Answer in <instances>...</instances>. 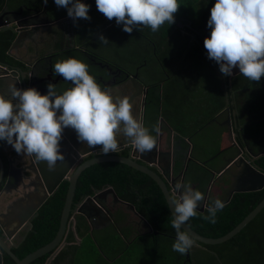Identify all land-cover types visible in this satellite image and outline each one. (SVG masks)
I'll return each mask as SVG.
<instances>
[{"label":"clouds","instance_id":"obj_1","mask_svg":"<svg viewBox=\"0 0 264 264\" xmlns=\"http://www.w3.org/2000/svg\"><path fill=\"white\" fill-rule=\"evenodd\" d=\"M57 7L67 9L68 17L90 20V5L81 0H54ZM47 3V0H44ZM97 9L107 19L115 18L123 24V31L150 26L153 32L166 21L173 24L178 10L177 0H96ZM207 26L211 29L204 40L208 58L219 65V71L231 76L234 68L253 82L264 77V0H216L210 10ZM102 44L109 41L101 35ZM54 73L62 76L72 87L58 94L53 84L47 85V94L35 88L19 89L15 84L0 92V140L11 145L17 154L33 156L38 162L46 161L50 171L57 161H63L59 151L64 129L71 127L78 141L89 148L102 145V154L118 152V136L130 142L142 154L151 152L157 144L160 127L151 131L132 115V105L127 97H115L112 89H103L89 75L88 66L76 58L54 64ZM59 113V115H58ZM176 196L170 198L174 205L171 227L175 230L173 251L186 255L196 246V240L183 229L190 218L196 217L204 194L191 184L177 182ZM170 206V205H169ZM225 203L219 199L207 207L203 219L216 222V214Z\"/></svg>","mask_w":264,"mask_h":264},{"label":"trees","instance_id":"obj_2","mask_svg":"<svg viewBox=\"0 0 264 264\" xmlns=\"http://www.w3.org/2000/svg\"><path fill=\"white\" fill-rule=\"evenodd\" d=\"M3 3L4 0H0V7ZM38 3L42 5L43 0H38ZM177 3L182 4L183 8L180 9L181 6H179L177 12L173 14L174 21H176L181 14H189L195 18L193 23L196 26H200L206 20L208 21L212 8L211 0H177ZM197 7L199 11H193V9ZM46 9L52 20L65 23V16H67L66 8L57 7L54 0H47ZM97 10L96 6L93 11ZM197 15L201 18L200 22L197 21ZM174 24L175 22L169 25L166 21L160 26L158 31L153 32L151 30V34L154 38L155 36L158 37L159 40L161 38V43H166V50L163 55L166 61L171 64L176 63L181 56V51L189 42V37L187 35H184L179 29L173 30ZM13 37L14 32H12V30H7L4 35L0 34V58L4 57L5 51L10 45V41ZM193 42L197 43L194 48L195 51L205 50L204 41L201 37L197 40H193ZM206 56L202 54L195 58L198 76L199 78L202 77V81L206 80L207 82L205 83V87L209 86L214 79L216 81L218 80L214 73L219 71V65L214 60L209 59L207 53ZM180 72L184 73L182 70H180ZM222 74L223 73H221L220 76H223ZM177 76H179V74ZM225 78L226 83L230 84L233 91L239 93L243 98L242 103L239 99V103L241 104L240 110H245L240 119L242 126L241 137L243 138L241 146L244 147V144L247 143L255 153L264 151V90L262 89V91H260L258 82L249 80L240 75V72L235 75L225 76ZM262 78L264 77H261V79ZM151 83L152 82L149 83L151 88L147 99L148 104L145 111L144 125L146 127L149 126L150 135L155 137L156 133L151 131V129L158 123V118L160 116L159 84L158 81ZM249 98L250 100L247 101ZM179 100L180 98L178 101ZM174 101L173 113L176 106L179 108V102L176 101V97ZM207 115L206 113L205 116ZM204 124H206V122L201 121L199 124H195V127L201 128ZM195 132L196 130L194 129L188 137H192ZM185 147H187V144H185ZM175 153L177 160L175 169L178 170L183 161L180 155L184 153L183 146L178 147ZM217 153L218 152L214 153L211 157ZM193 159L194 160L189 163V167L190 169L195 168L197 179L200 181L197 185V190L204 193L205 186L209 181L208 169L200 165L199 161L194 157ZM256 163L264 168V154L256 158ZM107 184L114 188L121 199L132 203L137 212L147 219L153 230L157 233L151 232L143 235H136L135 237L133 236L135 245L128 247L125 246L126 242H123V239H121L124 236L130 239L129 235L127 236L129 231L128 228H119L118 236H116L119 240H116L114 236L108 232L109 228L102 236L95 231L98 238L107 243V248L114 252V254H121L122 251L126 249L136 250L138 248L139 250H143L142 246H149L148 241H151L154 243L151 246L152 249L160 248L154 250V252H157V250L162 251H158L156 254H159V257L161 256L163 259L160 262L154 263L152 260L153 255L150 254L151 261L148 264H168L164 256L165 252L162 250L164 247L161 246L160 242H157V239L159 236H165L175 241V230L171 227L172 214L158 185L146 174L126 164L113 161L90 165L80 173L76 181V188L71 206L72 209H74L76 204L85 196L93 194L94 189H100ZM67 188V181H63L38 209V214L31 221V229L26 233L24 239L17 246L12 248V252L17 257L22 258L27 253L46 244L54 237L59 226V219ZM263 197L264 187L255 191L235 192L231 199L225 203L226 206L223 210L217 212L215 223H210L203 219L204 216L208 215L207 209H204L203 211L197 210V216L190 218L187 224L201 235L208 237L221 236L232 229ZM89 230V225L85 222V217L82 215L77 216L75 224L76 233L72 227L69 229L64 246L51 259L49 264H62L63 262L74 264L78 251L81 247L85 248L87 245L84 243L89 237V233H91ZM75 235L81 238L79 244L75 243ZM118 241L122 243L123 248L119 246ZM198 244V246H194L193 248H201L215 252L223 264H264V207L230 239L219 244H204L200 242H198ZM148 249H150V247ZM49 254L50 252L41 255L32 260L29 264H45ZM140 254L142 257L143 253ZM170 254L174 257V259H172L174 260V264L193 263L189 262L185 255H181L175 251H172ZM99 255L101 256V253ZM128 257L132 258V255H128ZM130 262H132V260H130ZM4 264H15V262L11 257L6 255ZM133 264H140V259L137 258ZM199 264H203V259L200 260ZM208 264H211V259H209Z\"/></svg>","mask_w":264,"mask_h":264},{"label":"flooded vegetation","instance_id":"obj_3","mask_svg":"<svg viewBox=\"0 0 264 264\" xmlns=\"http://www.w3.org/2000/svg\"><path fill=\"white\" fill-rule=\"evenodd\" d=\"M211 2L213 7L215 0H211ZM181 8H183V5L180 7V9ZM193 11L198 12V7L193 9ZM89 16L91 19L86 21V25L79 26L78 21L74 22L70 17L65 20V23L52 20L48 14L44 0L42 5H39L38 0H4L3 5L0 7V34L4 35L6 31L9 30L5 29V27H12L13 21H19L20 23H22L21 21H24L26 23L28 22L29 26L31 24L33 28L32 30H22L23 32L21 33V37L26 34L28 35L29 32L33 34H39V43H41V41L43 43L38 46V50L35 51L34 57L30 56L28 58H24L16 46L20 44L19 41L14 43L10 48L13 38L15 37L14 33V37L11 39L10 45L6 49L4 57L0 58L1 61L9 64L11 68H7L5 65L1 66V68H4L6 71H8V74L4 73L0 68V77L8 78L6 80L10 83V85L14 84L15 80L11 79L10 77H16L18 68H21L23 70V75L30 84L31 88H35L40 94H47V85L49 83L53 84L58 94H63L64 91L69 89L72 83L65 81L62 76L56 75L54 73V64L58 61L66 60L69 57L76 58L88 66L89 75L95 79L102 89L105 85L112 89L114 100L115 97H127L129 99V103L132 105V115L134 118L141 121L144 109L143 126L146 127L144 125L145 111L148 104L147 99L149 95V92L146 95L145 87H147L149 84H147L146 81L151 80L153 83L159 81V79L162 77L165 78L166 76L174 74L177 63H172L167 66L166 59L163 55L165 52L166 43H161V38L159 40L158 37H153L150 26H142L139 30L134 28L131 33H127L123 31V24L117 25L115 18L109 20L98 10L91 11ZM194 20L195 18H193L191 15L183 14L175 21L173 30L179 29L182 33H184V35L192 37L193 40H197L199 37H201V39L204 41L206 34L211 33V29L207 26V20L200 26H196L193 23ZM64 24L67 25L64 26ZM74 28L83 30V33H75ZM101 35H103L109 41L108 44H102L100 42L99 37ZM56 40L58 48L51 50L49 49L46 51V47L48 45L51 46V44ZM114 43L117 44L116 53L103 54V50L109 51L108 46ZM9 48L10 54L7 53ZM11 72H14L15 75L11 74ZM135 74H137L138 79L143 82L145 87H132L133 83L131 80ZM124 80H128L126 85L121 84ZM135 84L137 85V83ZM146 128L149 129V126ZM117 139L120 141L118 147H120L123 141L130 140V138H123L122 136H118ZM157 140L160 144L159 137H157ZM60 145L59 151L64 155V157L72 156V150L89 148L86 142L82 143L78 141L77 134L71 127L63 130ZM100 146L103 147L102 145H97L94 147L99 149ZM100 150L102 153V148H100ZM95 151L96 150H92L90 152L80 154L79 158H77V162L79 163L92 157ZM153 152H157V150L154 149L148 154H142L137 149L133 151L131 148L124 147L119 149V151L116 153L123 155L132 154V156L135 157L139 162H142V159L152 161ZM0 159L5 171L3 181L0 184V191L5 188L4 192L0 195V213H6V216H13L15 213L17 214L19 212L18 202L21 200V198H23L27 193L42 191L38 183L40 181H38L34 175L32 176L33 178L25 180V182L15 183L11 176L8 175V172L10 171V168L13 167V175H15V177L21 176V173H24L23 168H27L28 166L31 168L33 165V167L37 169L36 165H34L37 162L31 156L17 154L12 146L3 140H0ZM57 164H59V161H57ZM148 164L151 165L154 170H159L157 165L153 162ZM19 169L20 172H18ZM233 170L231 169L228 172H232ZM7 179L10 180V182H7ZM210 182L211 177H209V181L206 184V191L203 193L204 200L200 203V207H204V209H207L208 205L216 199H225L228 193L227 188L223 189L221 181L215 180L211 184ZM197 184L198 183H192L191 186L197 190ZM103 202L108 208L111 209L112 214L117 212L118 206L120 205L117 204L110 195L106 197ZM123 210L126 209L124 208ZM127 212L133 214L132 211ZM5 217L4 220L6 219ZM102 218H107V215L103 212L92 217V226H89L90 232L98 229L101 231L107 227ZM113 222L115 223L113 226L116 227L117 224L114 217L111 223ZM129 222L130 226H133L132 228L135 230V232L132 237L126 241V247L134 246L135 243L133 238L136 236V234H144L146 232L144 229L147 226L138 216L136 218L134 215L131 216ZM26 227L27 225L25 228ZM117 227L119 228L118 225ZM25 228L23 227L22 229H18V231L15 232L12 239L14 244L16 243L18 245L20 243L19 241L25 233ZM10 230L13 231V228H10ZM13 247L14 246L11 247V250ZM122 252L124 255L127 254L126 257H128V255L133 256L135 250L126 249ZM6 255L7 254L3 253V264ZM117 255L119 257L120 254ZM148 255L150 256V252ZM186 257L189 262H192L191 251L189 256ZM141 258L144 257L142 256ZM149 262L150 261H147L144 258V262L142 264H148Z\"/></svg>","mask_w":264,"mask_h":264},{"label":"water","instance_id":"obj_4","mask_svg":"<svg viewBox=\"0 0 264 264\" xmlns=\"http://www.w3.org/2000/svg\"><path fill=\"white\" fill-rule=\"evenodd\" d=\"M21 22L22 23H20L19 21H13L12 27H5V29L12 30V32L15 33V37L13 38L10 48L17 41L20 42L21 33L23 32L22 30L24 29L32 30L33 28L31 24L29 26L28 22L27 23L24 21ZM209 36H210L209 33L206 34V37ZM10 48L7 50L8 54H10ZM37 50H38L37 45H34V51ZM3 65H5L7 68H11L9 64L4 63L3 61L0 60V68ZM1 70L4 73L8 74V71H6L4 68H1ZM239 72H240L239 68L233 70L232 75H235ZM11 74L15 75L14 72H11ZM16 74H17L16 77H10L11 79L15 80L14 84L16 87H19L20 89L31 88L30 84L27 82L25 76L23 75V70L21 68H18ZM5 79L8 78L0 77L1 80L0 88L4 85L6 88H8V86L10 85V83L7 80L4 81ZM127 81L128 80H124L121 84L126 85ZM131 81L133 83L132 87L135 86L145 87L143 82L138 79L137 74H135L132 77ZM135 83H137V85ZM72 86L73 85L71 84L69 89ZM150 88L151 86L149 84L147 87H145L146 95L149 92ZM143 114H144V109H143ZM143 114L141 119L142 123L144 121ZM228 118H230V116H228ZM228 125H230L229 119H228ZM229 129L231 131V125ZM188 139H190V137H188ZM157 144H158V140H157ZM157 144L156 147L154 148L156 150H157ZM124 147L131 148L133 151L136 150L135 145L132 144L130 140L123 141L119 149H122ZM231 147L236 148L237 153L236 155L223 154L225 164L222 166L221 169L217 170L215 167L212 166L208 167L209 171L213 175L211 177L210 184L215 181L216 177H219L225 171L228 173L227 174L228 177L233 182L230 189L228 190L227 196L225 197V199L221 200L224 203H227L235 192L255 191V190H260L264 187V168H262L256 163V158L259 155L264 154V151L255 153L247 143L244 144V147H240L235 142L234 137H231V144L228 147H225L220 151H218L216 155H218L223 151L226 152ZM96 148L97 147L72 150V156L65 157L63 161H59V164L56 163L55 169L52 171L48 169V165L46 161H42V162L36 161L37 163L34 165H36L38 170L35 167H33V165L31 168L28 166L27 168H23L24 173L23 174L21 173V176H16V177L15 175H13L14 172L13 167L10 168L8 175L11 176V178L15 181V183L25 182V180L33 178L32 176L34 175L36 179L40 181L38 183L39 186L41 187L42 192L40 191L30 192L23 197L24 199L21 198V200L18 202L19 212L17 214L15 213L13 216L12 215L6 216L7 215L6 213H0V264H3V253L9 255L12 258V260L15 262V264H29L35 258L50 252L45 262V264H49L51 259L56 255V253L63 247L64 243L66 242L65 238L69 229L72 227L75 232L76 217L78 215H83L88 221V223H90V225L92 223V217H94L98 213L101 214L102 212L107 215L109 222L113 221V214L111 212V209L108 208L103 202L105 198L108 197L109 195L113 197V199L117 204L124 205L127 211L130 210L135 215H137L148 226L149 232L157 233L156 231L153 230L152 226L147 221V219L137 212L135 206L132 203L121 199L111 185L103 186L100 189H94L93 194L85 196L82 199V201H80L78 205L75 206L76 208L72 209L71 206L73 201V195L76 188V181L80 173L85 168L95 163L113 161L131 166L137 169L138 171L146 174L147 176L151 177L154 180V182L158 185L159 189L161 190L171 214L174 211V205H171L170 198L176 196L177 193L174 190L176 179L174 177H171V173H170L171 167L169 168V170L165 169L163 171H160V170H154L151 167V165L148 164L151 162H157L156 159H157L158 151L156 152V154L152 155V161L142 159V162H139L135 157L132 156V154L123 155L116 152H110L109 154L104 155L101 153L100 150V148H102L101 146L99 147V149ZM191 149L192 147L190 146L189 149L190 155H187L188 159H191L190 156L192 157ZM92 150H96L92 157L82 162L79 163L77 162V158H79L80 154H84ZM167 153L172 154L173 157L176 156V153L175 151H173V149L172 151H168ZM34 155L35 154H33V156L31 157L34 158L35 157ZM196 160L199 161V163H201L202 165L206 164L205 160H198V159ZM235 167L236 170L234 171L233 168ZM187 169H188V163L186 162L183 166L184 174L183 171L180 174L181 176L179 181L180 183L184 182L183 178L185 177V171H187ZM231 169L234 172L233 171L228 172ZM18 172H20V169L18 170ZM30 172L33 174H31ZM4 173H5L4 166L2 165L0 159V184L3 181ZM62 181H67L68 188L59 219V226L54 237L46 244L27 253L22 258L17 257L11 250L12 246L17 245L16 243L14 244L12 241L15 232L18 231V229H22L23 227L25 228V226L27 225V227L25 228V233L23 234V236L19 241L21 242L26 236V233L31 229V225H32L31 221L37 215L38 209L47 200V198L54 193V191L57 189V187ZM7 182H10V180H8ZM4 190L5 188H3L0 191V195L4 192ZM263 207H264V197L232 229H230L228 232L218 237H208L201 235L200 233L193 230L187 223H185L182 227L184 230L188 231L190 235L196 240V246L199 245L198 242L204 244H219L230 239L232 236L237 234L249 221H251L256 216V214ZM198 210L203 211L204 207L199 206ZM4 217L6 218L5 220ZM10 228H13V231H11ZM190 251L188 254H186L187 256H189Z\"/></svg>","mask_w":264,"mask_h":264},{"label":"crops","instance_id":"obj_5","mask_svg":"<svg viewBox=\"0 0 264 264\" xmlns=\"http://www.w3.org/2000/svg\"><path fill=\"white\" fill-rule=\"evenodd\" d=\"M68 18V15L65 16V19ZM67 24H64L66 26ZM75 33L82 34L83 30L74 28ZM31 34V35H30ZM30 35V36H29ZM39 39V34H33L31 32L28 33V35H24L20 39V44L16 45L18 48V51L22 53V57L28 58L30 56H35L34 51V45L40 46L41 43ZM191 40V41H190ZM205 40V39H204ZM197 43L193 42L192 37H189V42L187 43V46L183 48L181 51L180 58L176 61V68L175 73L166 76L165 78H160L159 83V111L160 116L158 118V124L160 127V144H157V162H153L157 165L158 169L160 171H163L165 169L169 170L171 167V177H174L176 179V183L180 181V174L183 171V166L187 162L188 163V169L185 171V177L183 178L184 184H191L192 183H200V181L197 179V173L194 169H190L189 163L194 160V158L198 160H205L206 164L200 165L206 167L212 166L215 167L217 170L221 169L222 166L225 164L223 154L225 155H236L237 150L234 147L229 148L226 152H221L218 155H213L214 153L220 151L221 149L228 147L231 144V137H234L235 142L241 146V141H243V138L241 137V115L245 112V110L241 109V104L239 103V99L241 103L243 102V98L239 93H236L233 91L232 87L229 83H226L225 75L220 76L221 73L217 71L214 74L218 78L216 81L213 80L212 83L209 84V86L205 87L206 80L202 81L201 78L198 76V71L196 68V62L195 58L196 56H201L202 54L206 56L207 50H194ZM56 46V47H54ZM58 48L57 46V40L51 44V46L46 47V51L49 49ZM166 50V48H165ZM41 53V52H40ZM207 57V56H206ZM167 62V66H169L171 63ZM238 69L235 68L234 70ZM182 70L184 73L180 72ZM181 73V75H180ZM179 74V76H177ZM184 74V75H183ZM1 76V75H0ZM6 80V79H5ZM4 80V81H5ZM1 82V80H0ZM152 82L151 80H147L146 83ZM259 87L260 91L262 89L264 90V78L260 79ZM168 85L167 89H165V85ZM7 88L2 86L0 88V92H6ZM209 92V93H208ZM175 97H179V108L176 106L174 113L173 111V104ZM201 108H205L207 116H192L191 114L188 116H184V113L186 112V108L188 107L189 103L198 102ZM167 103V109H163V103ZM180 109V110H179ZM166 115V116H165ZM230 116V118H228ZM200 117V118H199ZM202 117V118H201ZM203 119V120H202ZM221 119V120H220ZM228 119L231 125V131H230V125H228ZM201 121H205L206 124H204L203 127L197 128L195 127V123L199 124ZM218 121V125L220 128H218L216 134L213 133L208 137V135L202 139L198 145H196V151L195 145L192 144L191 138L188 139V135L195 129L200 130L202 128L208 127L213 122ZM232 134V135H231ZM193 136V135H192ZM230 137V139H229ZM212 138L215 139V150L213 152L210 151V142ZM185 144H187V147H185ZM183 146L184 153L180 154L182 156V163L180 169L176 170L175 167L177 165L176 163V156L173 157L172 154L167 153L168 151H175L177 152V148ZM190 146L192 147V157L191 159H188L187 155L189 154ZM242 147V146H241ZM161 151V153H160ZM163 152V153H162ZM153 154H156L153 153ZM152 154V155H153ZM174 159V160H173ZM173 160V162H172ZM236 170V167L234 168V171ZM209 177H212V173L209 171ZM184 174V171H183ZM228 173L225 171L222 175L219 177H216L215 180H219L225 175V178L221 181L223 189L227 188V190L230 189L232 185V181L227 175ZM197 184V185H198ZM206 189V186H205ZM206 191V190H205ZM126 208L124 205L120 204L118 206L117 212L113 213V217L115 219L116 224L122 228H128V234L129 238L134 234L135 230L130 226L129 220L131 219V216H136L134 213L127 212V210H123ZM130 211V210H128ZM105 222V225L107 227L104 228V230L98 229L97 231L100 236L104 234V232L107 231L108 227H114L115 223H109V220L107 218H102ZM127 220V221H126ZM87 225L92 226L88 223V221L85 220ZM90 229V228H89ZM146 232L145 233H151L148 231L145 227ZM91 231V232H95ZM90 232V231H89ZM131 232V233H129ZM144 233V234H145ZM137 235V234H136ZM143 235V234H142ZM76 244H79L81 241V238H79L77 235H75ZM123 242L127 241L128 238L124 236ZM136 254V251L133 253ZM102 257V255H101ZM100 257V258H101ZM103 258V257H102ZM114 258H118V255L115 254ZM140 259V264L144 262V258H141V254L137 257ZM62 264H67V262H63Z\"/></svg>","mask_w":264,"mask_h":264},{"label":"rangeland","instance_id":"obj_6","mask_svg":"<svg viewBox=\"0 0 264 264\" xmlns=\"http://www.w3.org/2000/svg\"><path fill=\"white\" fill-rule=\"evenodd\" d=\"M81 2L90 5L88 15H90L91 11H93L94 8L97 6L96 0H81ZM178 5L182 6V4H178ZM77 21H78L79 26H85L87 20L78 19ZM197 21L198 22L201 21V18L199 15H197ZM198 25H199V23H198ZM108 47H109V51L103 50V54H108V53L114 54V53H116V51H117V44L116 43L110 44ZM167 87H168V85L166 84L165 89H167ZM178 99H179V97H176V101H178ZM248 100H250V98L247 99V101ZM163 109L164 110L167 109V103H165V102L163 103ZM190 114L192 116H195V117L200 116V115L205 116L206 110H205V108L200 107L199 101L194 102L193 104L189 103L188 107L186 108V112L184 113V116H188ZM218 123H219L218 121H215L211 125H209L208 127L197 130L193 134V136L191 138V142H192V144L195 145L194 151L196 153H197L196 145H198V143L202 139H204L207 135L209 137L213 133L216 134L218 128H220ZM229 139H230V137H229ZM209 142L211 144L210 151L213 152L215 150V146H214L215 139L212 138L211 140H209ZM224 178H225V175L217 181H222ZM146 228H147V226H146ZM108 232L110 234H112L116 240H119L116 238V236H118V233H119V228L117 227V225L115 228L109 227ZM148 242H149V246H147V247L142 246L143 250H139L137 248L135 250L136 254H133L132 258L126 257L127 254L124 255V253L122 252L119 255L118 259H115L114 258L115 254H114V252H112L111 250H109L107 248V243H105L103 240H100L98 238V235L96 232H91V233H89V237L85 240V243H84L87 245L85 246V248L81 247V249L78 251V253L75 257L74 264H133L137 260L139 253H142V252H143V257L147 261H151V256L148 255L149 252H150V254L153 255L152 260L154 263L162 261L163 257H161V256L159 257V254L158 255L156 254V253H158L159 250H157V252H154V250L160 249V248H156L153 250L151 246L154 243H152L151 241H148ZM157 242H160L161 246L164 247V248H162V250H164V252H165L164 256H165V259L168 261V264H174V260H172V259H174V257L170 253L173 251L172 245L175 241L173 239L165 237V236H159L157 239ZM116 244H117V242H116ZM118 244L121 248H123L122 243L120 241H118ZM149 247H150V249H148ZM146 249L148 250V252ZM193 249L194 248L191 249V261L193 262L192 264H199L201 259H203V264H208L209 259H211V264H223L222 261L219 260L217 254L215 252H213V251L209 252V251H207L205 249H201V248L200 249H194V250ZM159 252H162V251H159ZM100 253H101L103 258L99 255ZM185 256H187V255H185ZM130 260H132V262H130Z\"/></svg>","mask_w":264,"mask_h":264}]
</instances>
